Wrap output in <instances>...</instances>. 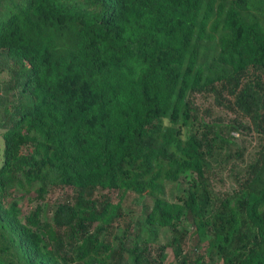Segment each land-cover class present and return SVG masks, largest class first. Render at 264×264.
<instances>
[{
    "label": "trees",
    "instance_id": "trees-1",
    "mask_svg": "<svg viewBox=\"0 0 264 264\" xmlns=\"http://www.w3.org/2000/svg\"><path fill=\"white\" fill-rule=\"evenodd\" d=\"M5 71L0 264H264V145L221 197L209 165L264 135V0H0Z\"/></svg>",
    "mask_w": 264,
    "mask_h": 264
},
{
    "label": "rangeland",
    "instance_id": "rangeland-1",
    "mask_svg": "<svg viewBox=\"0 0 264 264\" xmlns=\"http://www.w3.org/2000/svg\"><path fill=\"white\" fill-rule=\"evenodd\" d=\"M9 78L8 72L0 73V94L6 95V84ZM197 103L201 106L202 109L209 106L208 101L198 98ZM212 120L217 121L214 124L225 125L230 120L233 119L232 114H212ZM241 121V119L236 118ZM247 127L250 124L246 120L242 121ZM228 138L231 141V153L232 158L228 157V160H224L221 157L211 161L210 169V183L212 186V193L214 196L221 197L236 188L237 183L245 176L248 166L255 160L258 154L261 152L264 145V135L257 134L252 130H243V131H233L229 134ZM240 153L241 156L237 157V154ZM71 190L62 189V188H51L49 193L44 199L47 208H45V217L50 215L49 209H51L54 204L59 201L61 198L66 195H71ZM113 202H117L119 196L116 194L110 195ZM149 199L142 196H137L135 194H130L126 197L124 201L125 212L128 213V217L134 220L137 223L142 217V210L149 204ZM38 204V199L35 198V195L26 196L20 202V208L23 214H27L29 211L33 210ZM169 237L168 232H162L160 234L159 242L161 245H164ZM186 248L189 251H194V241L192 237H189ZM168 255V262L172 260V253L169 248L166 249ZM213 263L221 264L220 260H214Z\"/></svg>",
    "mask_w": 264,
    "mask_h": 264
}]
</instances>
